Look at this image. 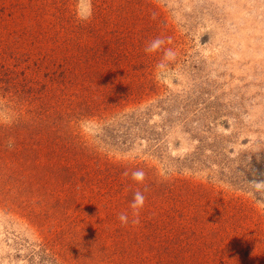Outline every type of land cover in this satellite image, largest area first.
Returning <instances> with one entry per match:
<instances>
[{
  "label": "rangeland",
  "instance_id": "obj_1",
  "mask_svg": "<svg viewBox=\"0 0 264 264\" xmlns=\"http://www.w3.org/2000/svg\"><path fill=\"white\" fill-rule=\"evenodd\" d=\"M0 264H264V0H0Z\"/></svg>",
  "mask_w": 264,
  "mask_h": 264
},
{
  "label": "clouds",
  "instance_id": "obj_2",
  "mask_svg": "<svg viewBox=\"0 0 264 264\" xmlns=\"http://www.w3.org/2000/svg\"><path fill=\"white\" fill-rule=\"evenodd\" d=\"M159 43H160L159 40H155L152 42L150 47L154 49ZM132 177L134 180L138 182H143L145 173L142 170H136L132 173ZM144 202H145L144 194L140 191H137L134 194L133 200L131 202V206L133 209H139L143 207ZM119 220L122 224H127L129 222V217L127 213H121L119 216ZM133 222L135 223L137 221H133Z\"/></svg>",
  "mask_w": 264,
  "mask_h": 264
},
{
  "label": "trees",
  "instance_id": "obj_3",
  "mask_svg": "<svg viewBox=\"0 0 264 264\" xmlns=\"http://www.w3.org/2000/svg\"><path fill=\"white\" fill-rule=\"evenodd\" d=\"M200 243H202V242H199V245H200ZM197 245H198V243H197ZM194 246H195V244H194ZM199 248V247H198Z\"/></svg>",
  "mask_w": 264,
  "mask_h": 264
}]
</instances>
